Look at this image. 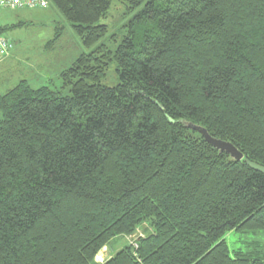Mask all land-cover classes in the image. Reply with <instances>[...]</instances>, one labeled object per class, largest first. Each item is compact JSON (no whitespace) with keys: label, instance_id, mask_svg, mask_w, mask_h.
Masks as SVG:
<instances>
[{"label":"trees","instance_id":"16d2710c","mask_svg":"<svg viewBox=\"0 0 264 264\" xmlns=\"http://www.w3.org/2000/svg\"><path fill=\"white\" fill-rule=\"evenodd\" d=\"M113 1L135 13L120 36L98 24ZM47 2L86 52L60 90L0 94V264H264L224 240L264 231V175L245 163L264 168V0Z\"/></svg>","mask_w":264,"mask_h":264},{"label":"rangeland","instance_id":"374dc122","mask_svg":"<svg viewBox=\"0 0 264 264\" xmlns=\"http://www.w3.org/2000/svg\"><path fill=\"white\" fill-rule=\"evenodd\" d=\"M134 14H127L124 5L113 1L106 18L98 24L107 26V35L117 34L118 31L127 30V24ZM18 21L27 25L3 33L4 37L11 40L13 48L8 55L0 57V94L14 87L20 80H27L33 89L48 86L60 90V72L69 68L80 54L86 52L80 38L53 6L34 10L0 9V26H10ZM6 78L8 80L3 82ZM102 84L107 87L117 84L113 65L106 71ZM62 92L67 93L68 90L63 89ZM224 240L231 256L236 250H256L264 259V231H232ZM130 241L133 240L125 238L112 241L100 251L95 261L104 262Z\"/></svg>","mask_w":264,"mask_h":264},{"label":"water","instance_id":"95a60500","mask_svg":"<svg viewBox=\"0 0 264 264\" xmlns=\"http://www.w3.org/2000/svg\"><path fill=\"white\" fill-rule=\"evenodd\" d=\"M187 126L192 129L193 131L197 132L199 135H201V137L209 144L211 145L214 149L218 150L221 153H225L227 155H229V157L231 159H233L234 161H241L243 156L242 154L237 151V149L235 147H233L230 143L221 141V140H217L214 139L212 137H210L208 135V133L206 132V130H204L201 127L198 126H193L191 124H187ZM245 163L248 165L249 168H251L252 170L259 172L261 174L264 175V168L261 166H258L254 163H251L249 161H245Z\"/></svg>","mask_w":264,"mask_h":264},{"label":"built area","instance_id":"2783aa9c","mask_svg":"<svg viewBox=\"0 0 264 264\" xmlns=\"http://www.w3.org/2000/svg\"><path fill=\"white\" fill-rule=\"evenodd\" d=\"M48 7L47 0H0V9L34 10ZM12 44L0 36V57L6 56L12 49Z\"/></svg>","mask_w":264,"mask_h":264},{"label":"crops","instance_id":"0c3cea01","mask_svg":"<svg viewBox=\"0 0 264 264\" xmlns=\"http://www.w3.org/2000/svg\"><path fill=\"white\" fill-rule=\"evenodd\" d=\"M7 80H8V78H6L5 81H3V82H6Z\"/></svg>","mask_w":264,"mask_h":264},{"label":"bare ground","instance_id":"6f19581e","mask_svg":"<svg viewBox=\"0 0 264 264\" xmlns=\"http://www.w3.org/2000/svg\"><path fill=\"white\" fill-rule=\"evenodd\" d=\"M98 256H99V255H98ZM98 256H97V257H98ZM101 256H102V255H101ZM97 260H98V259H97ZM99 260H100V259H99Z\"/></svg>","mask_w":264,"mask_h":264}]
</instances>
